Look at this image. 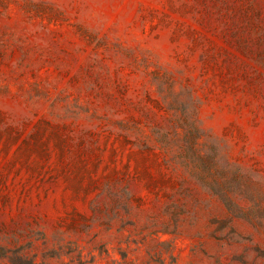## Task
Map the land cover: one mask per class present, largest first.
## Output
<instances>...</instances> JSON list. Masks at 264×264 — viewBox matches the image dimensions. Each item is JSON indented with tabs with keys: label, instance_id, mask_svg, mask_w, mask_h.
<instances>
[{
	"label": "rangeland",
	"instance_id": "rangeland-1",
	"mask_svg": "<svg viewBox=\"0 0 264 264\" xmlns=\"http://www.w3.org/2000/svg\"><path fill=\"white\" fill-rule=\"evenodd\" d=\"M0 264H264V0H0Z\"/></svg>",
	"mask_w": 264,
	"mask_h": 264
}]
</instances>
